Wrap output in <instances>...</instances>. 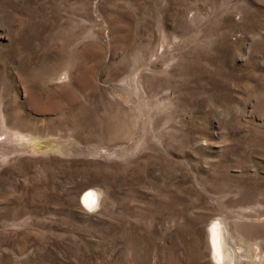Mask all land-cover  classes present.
Masks as SVG:
<instances>
[{"label": "rangeland", "instance_id": "1", "mask_svg": "<svg viewBox=\"0 0 264 264\" xmlns=\"http://www.w3.org/2000/svg\"><path fill=\"white\" fill-rule=\"evenodd\" d=\"M215 218L264 264V0H0V264H216Z\"/></svg>", "mask_w": 264, "mask_h": 264}, {"label": "bare ground", "instance_id": "2", "mask_svg": "<svg viewBox=\"0 0 264 264\" xmlns=\"http://www.w3.org/2000/svg\"><path fill=\"white\" fill-rule=\"evenodd\" d=\"M94 200V192L86 191L82 195L81 203L90 206ZM208 240L211 248L212 260L216 264L234 263L236 258L234 256L235 251L233 250L231 245L225 240L224 224L216 218L208 226Z\"/></svg>", "mask_w": 264, "mask_h": 264}, {"label": "snow or ice", "instance_id": "3", "mask_svg": "<svg viewBox=\"0 0 264 264\" xmlns=\"http://www.w3.org/2000/svg\"><path fill=\"white\" fill-rule=\"evenodd\" d=\"M93 203H95V201H93Z\"/></svg>", "mask_w": 264, "mask_h": 264}]
</instances>
